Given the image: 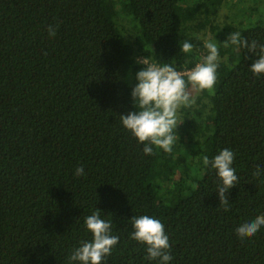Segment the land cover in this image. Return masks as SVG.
Instances as JSON below:
<instances>
[{"label":"trees","instance_id":"16d2710c","mask_svg":"<svg viewBox=\"0 0 264 264\" xmlns=\"http://www.w3.org/2000/svg\"><path fill=\"white\" fill-rule=\"evenodd\" d=\"M201 1L124 0L125 28L115 0H0V264H67L92 239L83 218L96 209L120 238L105 264H148L129 238L135 215L163 223L172 264H264V229L234 232L264 213V177L253 175L264 162V76L249 71L257 57L246 46L223 44L234 31L264 44L260 10L217 25L210 41L233 64L218 63L209 104L183 108L170 153L146 156L120 123L135 110L138 58L185 72L206 55L213 7ZM185 40L190 53L180 51ZM209 110L214 122L201 128ZM223 148L238 176L227 204L203 164ZM78 166L86 175L74 176Z\"/></svg>","mask_w":264,"mask_h":264},{"label":"clouds","instance_id":"9594fccd","mask_svg":"<svg viewBox=\"0 0 264 264\" xmlns=\"http://www.w3.org/2000/svg\"><path fill=\"white\" fill-rule=\"evenodd\" d=\"M50 37H55L56 30L48 27ZM225 46L233 45L239 48L246 46L257 59L253 61L249 71L257 76H264V44L244 40L240 32H232L223 42ZM204 48L207 54L201 62L191 69L181 72L171 63L151 61L147 56L138 58L137 63L142 67L135 74L136 83L130 95L134 104V111L127 115H120L121 125L129 131L137 142L143 144V152L151 156L155 148L170 153L176 141L178 127L177 112L181 106L194 103L187 90L191 84L200 90L213 89L217 80L218 46L214 41L206 40ZM193 45L185 40L180 44V51L190 53ZM235 153L229 148L220 149L211 159L204 156L203 164L215 171L219 180L216 193L221 204H227L226 194L236 186L238 176L234 167ZM86 175L83 166L74 170L75 177ZM254 176L264 177V162L256 165ZM228 211V208H225ZM101 211L96 209L83 218V227L91 234L92 239L82 240L78 247L71 251L67 264H105V258L119 243V236L112 232V221L106 220ZM132 231L129 238L145 246V260L148 264H172L169 236L163 223L149 215H135L130 220ZM264 229V213L248 218L239 223L235 235L239 239L255 236Z\"/></svg>","mask_w":264,"mask_h":264},{"label":"rangeland","instance_id":"374dc122","mask_svg":"<svg viewBox=\"0 0 264 264\" xmlns=\"http://www.w3.org/2000/svg\"><path fill=\"white\" fill-rule=\"evenodd\" d=\"M117 4V8L120 13V22L122 26L125 28H129L131 26V20L124 15V10L126 8L124 0H115ZM214 3V4H213ZM200 5L202 9L204 8H211V14L213 15L212 24L205 32V36L207 40L215 39V33H217L220 29L217 28V25L223 27L226 25H230L234 21L242 20V16L244 12L253 11V10H260V14H264V0H202ZM216 10V12H214ZM235 24V23H234ZM129 38V36H127ZM207 54V50H206ZM218 63H222V65H232L233 60L226 55L225 58L221 59L218 56ZM214 89V87H213ZM207 90V93H211L213 91ZM189 95L194 100V103L190 104V106H197V100L201 98L203 103L209 104V99L204 97L205 90H200L198 88H194L191 86L189 89ZM187 106H181L177 112V122H180L183 119L184 112L183 108ZM214 113L212 111H207L203 115V118L199 120V125L201 128L211 125L214 121ZM179 127V125H178ZM177 127V129H178ZM176 129V130H177Z\"/></svg>","mask_w":264,"mask_h":264}]
</instances>
